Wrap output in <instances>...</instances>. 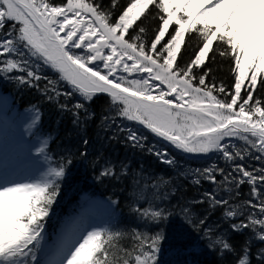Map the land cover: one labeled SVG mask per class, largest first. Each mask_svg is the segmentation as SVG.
I'll use <instances>...</instances> for the list:
<instances>
[{"label":"snow or ice","instance_id":"obj_1","mask_svg":"<svg viewBox=\"0 0 264 264\" xmlns=\"http://www.w3.org/2000/svg\"><path fill=\"white\" fill-rule=\"evenodd\" d=\"M153 9L158 24L147 41L142 22ZM190 39L195 45L181 64ZM215 55L231 62L230 90L209 83L213 69L207 63ZM42 67L54 71L56 80L42 76ZM0 78L38 90L46 80L43 94L61 112L71 113L75 128L86 129L95 119L90 103L106 94L109 106L101 116L106 127L124 119L185 153H218L226 167L213 163L197 169L193 180L196 185L207 180L218 191L188 202L207 204L208 210L187 223L210 238L208 247L220 264H252L253 243L264 244V99L256 97L264 85V0H126L123 6L110 0L108 7L99 0H0ZM77 95L80 99L71 106L60 101ZM32 111L24 125L29 136L41 121L40 110L33 106ZM118 131L125 133L129 146L169 166L177 164L166 149L147 145V137L136 130ZM82 144L79 154L86 156L89 140ZM33 150L45 163L30 177L9 179L0 172V264H161L164 226L173 213L160 203L177 191L171 178L149 177L142 167L132 177L143 190L131 208L142 227L79 229L68 222L45 249L46 221L73 161L70 155H48L49 136L25 146L28 154ZM131 171L126 162L119 168L106 162L97 179L118 181ZM242 185L249 187L248 199H241ZM217 210L221 222L207 226ZM181 213L193 215L189 206ZM246 230L249 236L234 244L229 233ZM255 257L264 264V247Z\"/></svg>","mask_w":264,"mask_h":264},{"label":"trees","instance_id":"obj_2","mask_svg":"<svg viewBox=\"0 0 264 264\" xmlns=\"http://www.w3.org/2000/svg\"><path fill=\"white\" fill-rule=\"evenodd\" d=\"M105 7H108L110 0H99ZM121 6L126 0H120ZM118 14L119 9L115 10ZM150 13L144 20L143 25L147 28L145 40L150 41L153 36V29L157 26L158 21ZM195 45V41L189 40V49L184 52L180 60L184 64L189 59V53ZM230 60L219 55L214 59H209L207 66L213 71L209 77V83L215 82L217 85L223 83L226 88L231 89L233 78L230 73ZM201 69L196 70L199 75ZM40 74L49 80L55 81L56 73L46 72L43 67ZM214 78V79H213ZM40 89L35 87L19 84L15 80L0 78V96L7 95L10 97L14 107L20 111L32 110L33 106L40 110L41 121L38 130L33 136L34 139L42 136L50 137V149L48 155L60 156L70 155L72 164L69 165L70 172L65 182L61 185V192L53 205L50 216L46 221V242L44 248L48 249L58 228L61 226L66 215H74L79 208V200L83 193H90L98 196L107 203L106 213L102 217L104 226L114 227L119 230H131L142 227L143 222L135 215L131 208L136 206V196L143 190L135 185L132 177L135 176L142 167L149 177L162 176L171 178L177 189L175 195L170 196L168 200L160 203L161 207L167 208L173 215L165 224L166 239L162 241V252L160 255L161 264H220L216 251L208 247L211 242L203 232L197 231L192 224L187 223V219L195 220L207 212V204L189 205V201L199 200L203 193L216 189V185L207 180H202L199 185L193 183L196 178L193 170L206 168L211 162V157L206 155H194L185 153L176 149L171 144L159 139L151 132L144 130L148 139L146 144L164 145L163 148L168 151L170 157H174L177 164L169 166L162 160L157 159L155 155L146 151L133 148L124 142V132L118 131L119 128L128 129L126 120L117 119L115 124L106 127L101 120L105 110L109 106V98L106 94H99L90 103L89 108L95 112V119L88 122L86 129L75 128L72 124V115L70 112H61L55 101H49L43 94V89L47 81L41 80ZM60 91L69 90L66 85H54ZM257 98L264 99V85H261L256 92ZM80 98L73 96L71 99L60 97L61 102H67L70 106L75 104ZM108 115H112L108 112ZM115 136V138L110 139ZM143 136V135H142ZM82 139H88L87 155L81 156L79 153L84 151ZM162 148V149H163ZM106 162L115 164L120 167L121 162L130 165L132 171L126 179H97L99 172L103 169ZM223 167L225 164L220 162ZM151 199V192H144ZM249 198V187L241 186V199ZM116 201V204H111ZM147 207V204H141ZM189 206L192 208L193 215L185 218L181 209ZM220 211L217 210L208 219L207 226L211 227L220 223ZM226 228V225L223 226ZM232 242L239 245L249 236L246 230L243 233H229ZM125 244L129 241L125 240ZM264 244L254 242L252 246V264H257L255 252ZM44 256L41 255V260ZM232 259L231 256L228 257Z\"/></svg>","mask_w":264,"mask_h":264},{"label":"rangeland","instance_id":"obj_3","mask_svg":"<svg viewBox=\"0 0 264 264\" xmlns=\"http://www.w3.org/2000/svg\"><path fill=\"white\" fill-rule=\"evenodd\" d=\"M43 69L48 72H52V73H55L54 71H52L51 69L47 68V67H43ZM3 97V96H2ZM0 97V99L2 98ZM7 103H3L5 105L8 106L9 108V114L7 115V118L4 120V122H6L9 118H11L12 116V113L13 112H17V117L12 121L13 123V127H11V131H12V134L14 133V137H17V141L19 140H22L24 139L26 136H25V133H22L20 134V132H18V129L22 126H24L33 116V111L31 110H28V111H24V112H20L19 109L17 107H14L12 106L11 104V101H10V98L7 97ZM3 106L2 104L0 103V112H3ZM28 113V116L29 118L26 119L25 118V115H27ZM126 126H130L131 129H134L136 130L141 136L143 135L144 137H147L144 132V130H147L146 128H144L142 125L136 123V122H131V121H127L126 120ZM13 129V130H12ZM9 130V131H10ZM149 131V130H147ZM150 132V131H149ZM19 134V135H18ZM154 135V134H153ZM159 139L163 140L162 138L158 137ZM148 139V137H147ZM39 140V139H38ZM38 140H32V139H29V141L31 142V146L33 145H37L38 144ZM164 141V140H163ZM166 142V141H165ZM234 143H238V144H242V142H238V141H233ZM168 143V142H167ZM170 144V143H169ZM154 146L158 149H161V150H165L163 148L164 145H158V144H154ZM163 148V149H162ZM190 154H194V155H206V156H210L211 157V162L209 163L208 167L210 165H212L213 163H216L217 165H219L220 167H223L221 165L220 162H222L223 164H225V162L219 157V154L218 153H208V154H201V153H190ZM170 156V154H169ZM24 161V159H22V157H20L18 160H17V164H20ZM246 164H252V165H255V166H260L259 164H257V162L255 161H250V160H246L245 161ZM226 167V165H225ZM198 169H203V168H198ZM196 170H193V172L195 173ZM90 194H85L83 193L82 196H81V199H80V203H79V206H82L81 204L83 202H85V200H87L88 202L87 203H90V202H93L96 206L94 208V211H97L96 213L94 214H89L85 211H83V209L85 208L84 206L81 207V209L79 208L77 210V213L73 216H65L64 219H63V222L60 226V228L57 230V232L55 233L52 241L50 242V245H53V243L55 242V238L59 232V230L61 228H63V226H65L66 223L68 222H74V227L76 228H79V229H83V228H87L89 226H104L103 223H102V215L105 214L106 212V203L104 201H102L100 198L98 197H95V198H88ZM86 203V204H87Z\"/></svg>","mask_w":264,"mask_h":264},{"label":"bare ground","instance_id":"obj_4","mask_svg":"<svg viewBox=\"0 0 264 264\" xmlns=\"http://www.w3.org/2000/svg\"><path fill=\"white\" fill-rule=\"evenodd\" d=\"M7 99V96H3L0 99V103L4 108L3 112H0V172L7 174L9 179H24L30 177L33 172L44 165L45 162L43 158L36 157L34 150L30 154L25 151V146L31 147V142L29 141L30 136L27 135L25 131V136H27L22 140L17 141V137L13 136L14 133L12 134L10 129L14 126L12 121L17 117V112H13L11 118L4 122L10 111L8 106L4 104L7 103ZM25 118H29L28 113L25 115ZM20 157H22L24 161L17 164L16 162ZM94 205L93 202L85 204L83 211L93 214L94 208L96 207ZM61 230L62 228L59 230L55 241Z\"/></svg>","mask_w":264,"mask_h":264}]
</instances>
